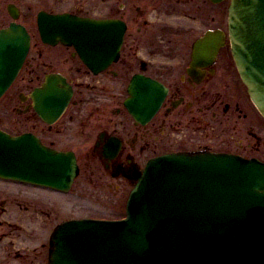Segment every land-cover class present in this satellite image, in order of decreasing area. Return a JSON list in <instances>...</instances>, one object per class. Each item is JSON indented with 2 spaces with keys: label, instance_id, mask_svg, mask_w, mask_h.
Here are the masks:
<instances>
[{
  "label": "flooded vegetation",
  "instance_id": "obj_1",
  "mask_svg": "<svg viewBox=\"0 0 264 264\" xmlns=\"http://www.w3.org/2000/svg\"><path fill=\"white\" fill-rule=\"evenodd\" d=\"M230 2L0 0V32L13 24L28 37L22 66L0 97V131L71 153L78 169L67 193L0 176V264H49L56 229L88 218L73 216L82 207L73 208L72 188L126 200L146 164L173 153L264 164V118L233 60ZM42 17L95 21L98 33L94 41L88 33L79 41L41 33ZM47 79L69 91L57 116L60 99L45 107L39 96Z\"/></svg>",
  "mask_w": 264,
  "mask_h": 264
},
{
  "label": "water",
  "instance_id": "obj_2",
  "mask_svg": "<svg viewBox=\"0 0 264 264\" xmlns=\"http://www.w3.org/2000/svg\"><path fill=\"white\" fill-rule=\"evenodd\" d=\"M39 27L41 33L73 34V41L79 33L92 34L88 40L94 41L98 33L90 20L42 17ZM228 33L239 76L264 118V0H231ZM27 49L24 28L11 24L0 32V97ZM46 81L39 96L45 107L60 99L57 116L69 91ZM76 175L71 153L0 131L1 177L67 192ZM51 247L49 264H264V164L203 153L158 157L137 178L123 219L67 222L55 231Z\"/></svg>",
  "mask_w": 264,
  "mask_h": 264
},
{
  "label": "rangeland",
  "instance_id": "obj_3",
  "mask_svg": "<svg viewBox=\"0 0 264 264\" xmlns=\"http://www.w3.org/2000/svg\"><path fill=\"white\" fill-rule=\"evenodd\" d=\"M86 195H80L75 188L70 191L71 202L73 208L82 207V213L78 214L77 209H73V216H87L88 218H106L118 219L124 216L125 194H121L118 198L103 192H94L88 190ZM81 197H77V196ZM78 208V209H80Z\"/></svg>",
  "mask_w": 264,
  "mask_h": 264
}]
</instances>
